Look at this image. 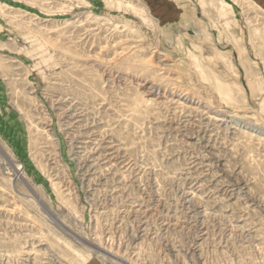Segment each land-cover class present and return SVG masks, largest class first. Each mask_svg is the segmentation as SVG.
Wrapping results in <instances>:
<instances>
[{"label": "rangeland", "instance_id": "1", "mask_svg": "<svg viewBox=\"0 0 264 264\" xmlns=\"http://www.w3.org/2000/svg\"><path fill=\"white\" fill-rule=\"evenodd\" d=\"M264 264V0H0V264Z\"/></svg>", "mask_w": 264, "mask_h": 264}, {"label": "water", "instance_id": "2", "mask_svg": "<svg viewBox=\"0 0 264 264\" xmlns=\"http://www.w3.org/2000/svg\"><path fill=\"white\" fill-rule=\"evenodd\" d=\"M130 264V263H129Z\"/></svg>", "mask_w": 264, "mask_h": 264}]
</instances>
